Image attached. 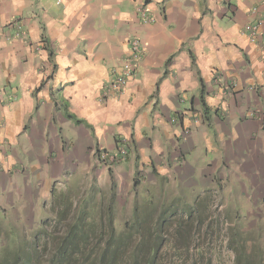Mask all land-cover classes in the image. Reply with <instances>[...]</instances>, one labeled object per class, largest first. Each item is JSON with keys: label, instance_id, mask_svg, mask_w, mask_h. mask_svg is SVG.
Returning a JSON list of instances; mask_svg holds the SVG:
<instances>
[{"label": "crops", "instance_id": "obj_1", "mask_svg": "<svg viewBox=\"0 0 264 264\" xmlns=\"http://www.w3.org/2000/svg\"><path fill=\"white\" fill-rule=\"evenodd\" d=\"M258 14L264 0H0L1 216L27 225L54 181L106 179L98 152L123 140L118 187L197 195L224 181L264 216V27L255 42L243 31ZM132 37L134 76L103 99Z\"/></svg>", "mask_w": 264, "mask_h": 264}, {"label": "rangeland", "instance_id": "obj_2", "mask_svg": "<svg viewBox=\"0 0 264 264\" xmlns=\"http://www.w3.org/2000/svg\"><path fill=\"white\" fill-rule=\"evenodd\" d=\"M116 166H104L106 179L100 177L98 180L95 172L90 171L81 178L54 181L48 198L45 202L42 198L43 206L40 205L31 218L32 223H17L0 214V263L20 264L17 259L29 253V245L37 236V258L32 261L47 264L54 246L53 237L77 219L88 222L86 225L91 223L88 248L97 245L99 235L108 229L110 218L116 231L130 229L131 236L125 246L139 242L148 230L159 227L161 220L165 221L161 225L167 233H164L167 241L161 264H232L230 241L238 234L245 248L264 255V216L256 217L246 212L245 205L236 197L239 195L224 191V181L221 186L204 189L197 195L172 194V190L170 193L150 192L144 186H136L135 178L118 187L111 174ZM198 199L201 206L198 211L202 216L194 214V220H189L187 212ZM180 220H186L181 233L189 229V235L194 236L184 242L189 240V252L178 256L167 243H170L168 239L173 240L171 235H176L175 228Z\"/></svg>", "mask_w": 264, "mask_h": 264}, {"label": "trees", "instance_id": "obj_3", "mask_svg": "<svg viewBox=\"0 0 264 264\" xmlns=\"http://www.w3.org/2000/svg\"><path fill=\"white\" fill-rule=\"evenodd\" d=\"M66 116L73 119L75 123L82 122L74 115L66 113ZM194 204L195 206L190 207L191 209L187 212L189 220H194V214L202 216L198 211L201 208L200 199ZM185 221L177 222L178 226L175 228L177 233L174 236L171 235L173 240L168 239L170 243H167L178 256L189 252V240L187 239V243L184 242H186V238L193 239L194 236L189 235V229L186 233H181L180 230L186 224ZM164 222L161 220L158 223L159 227L148 230L139 242L125 246V242L131 236L130 229L116 231L110 218L108 229L99 235L97 245H91L88 248L89 234L91 233V229L88 227L91 223L86 225L88 222L83 223L81 219H77L70 227H66L65 231L53 237L54 246L51 248L52 254L47 264H161L165 253V241H167L164 239L167 233L162 229ZM47 236L51 237V234L47 233ZM37 243L38 237L36 236L29 245V253H25L24 257L17 259L20 264H35L32 259L37 258ZM230 249L233 253L232 264H264V255L245 248L240 241L239 234L230 241Z\"/></svg>", "mask_w": 264, "mask_h": 264}, {"label": "built area", "instance_id": "obj_4", "mask_svg": "<svg viewBox=\"0 0 264 264\" xmlns=\"http://www.w3.org/2000/svg\"><path fill=\"white\" fill-rule=\"evenodd\" d=\"M254 13H256L255 9ZM140 15L145 21L151 20L145 9H140ZM255 17L254 22L245 26L243 29L251 42L257 41L258 36L261 34V28L264 27V15L258 14ZM13 26L20 32L22 28L21 24L13 22ZM142 54L143 49L139 39L136 37L130 38L121 64L116 67H111L109 70L108 79L102 88L103 99L118 96L125 91L128 82L134 76L139 58ZM128 147V143L123 140L115 152L100 150L97 156L98 161L107 168H113V166L126 159L129 153Z\"/></svg>", "mask_w": 264, "mask_h": 264}]
</instances>
